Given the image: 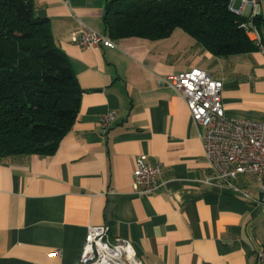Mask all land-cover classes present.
Instances as JSON below:
<instances>
[{"label": "crops", "instance_id": "0c3cea01", "mask_svg": "<svg viewBox=\"0 0 264 264\" xmlns=\"http://www.w3.org/2000/svg\"><path fill=\"white\" fill-rule=\"evenodd\" d=\"M110 1L33 0L82 95L53 154L0 160V264H79L88 226L130 242L136 264H264L257 179L238 177V191L202 185L210 175L204 129L158 83L200 69L222 82L226 117L264 120V0L256 7L262 50L214 56L180 29L157 41L115 40V49L74 44L81 24L105 35ZM139 156L162 165L163 185L148 195L132 187Z\"/></svg>", "mask_w": 264, "mask_h": 264}, {"label": "trees", "instance_id": "16d2710c", "mask_svg": "<svg viewBox=\"0 0 264 264\" xmlns=\"http://www.w3.org/2000/svg\"><path fill=\"white\" fill-rule=\"evenodd\" d=\"M230 2L110 1L105 35L113 41H157L180 29L214 56L252 52L257 46L242 27L248 18L233 13ZM261 21H252L258 32ZM81 95L33 0H0V160L53 154L75 121Z\"/></svg>", "mask_w": 264, "mask_h": 264}, {"label": "built area", "instance_id": "2783aa9c", "mask_svg": "<svg viewBox=\"0 0 264 264\" xmlns=\"http://www.w3.org/2000/svg\"><path fill=\"white\" fill-rule=\"evenodd\" d=\"M236 1L240 3L238 8L235 7ZM247 7L252 11L242 27L257 49L262 50L260 34L252 22L258 16L257 0H231L229 9L242 16ZM72 42L85 50L116 48L115 41L83 24ZM158 83L171 88L185 104L191 121L204 129L201 140L210 175L200 183L238 191L234 185L238 177L254 176L259 183L257 203L264 206V120L226 117L221 99L222 82L200 69L160 77ZM114 116L112 111L101 116L103 130L107 129ZM161 168L160 163L152 164L146 157L139 156L132 175L134 192L148 195L158 191L163 185L160 181ZM108 233L107 226L87 227L79 264H136L130 242L111 239ZM54 254L58 255L59 252ZM257 259L264 263V252L259 253Z\"/></svg>", "mask_w": 264, "mask_h": 264}, {"label": "rangeland", "instance_id": "374dc122", "mask_svg": "<svg viewBox=\"0 0 264 264\" xmlns=\"http://www.w3.org/2000/svg\"><path fill=\"white\" fill-rule=\"evenodd\" d=\"M236 6V5H235Z\"/></svg>", "mask_w": 264, "mask_h": 264}]
</instances>
